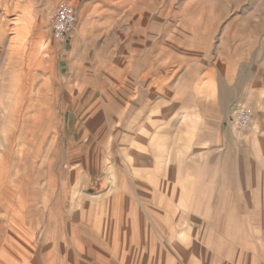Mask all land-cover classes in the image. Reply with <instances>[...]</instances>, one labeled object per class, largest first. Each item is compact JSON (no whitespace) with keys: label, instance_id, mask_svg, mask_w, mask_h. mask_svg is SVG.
<instances>
[{"label":"rangeland","instance_id":"374dc122","mask_svg":"<svg viewBox=\"0 0 264 264\" xmlns=\"http://www.w3.org/2000/svg\"><path fill=\"white\" fill-rule=\"evenodd\" d=\"M8 262L264 264V0H0Z\"/></svg>","mask_w":264,"mask_h":264},{"label":"built area","instance_id":"2783aa9c","mask_svg":"<svg viewBox=\"0 0 264 264\" xmlns=\"http://www.w3.org/2000/svg\"><path fill=\"white\" fill-rule=\"evenodd\" d=\"M52 35L60 40L69 35L76 22V15L72 5L65 1L58 2L51 17ZM252 112L246 106H239L235 109L232 119L240 127H247L251 121Z\"/></svg>","mask_w":264,"mask_h":264},{"label":"bare ground","instance_id":"6f19581e","mask_svg":"<svg viewBox=\"0 0 264 264\" xmlns=\"http://www.w3.org/2000/svg\"><path fill=\"white\" fill-rule=\"evenodd\" d=\"M1 10H2V9H1ZM13 26H14V25H13ZM103 186H104V185L101 186V189H103ZM91 188H95V187H91ZM92 196H93V194H92ZM20 213H21V212H20ZM12 222H13V221H12ZM11 225H12V224H11ZM34 248H35V247H34ZM1 252H2V251H1ZM43 252H44V251H43ZM16 253H17V252H16ZM41 257H42V256H41ZM3 258H5V257H3ZM8 263H9V262H8ZM9 264H10V263H9ZM24 264H25V263H24Z\"/></svg>","mask_w":264,"mask_h":264}]
</instances>
